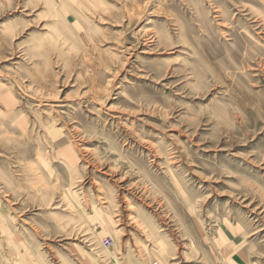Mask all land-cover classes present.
Returning <instances> with one entry per match:
<instances>
[{"label":"rangeland","instance_id":"rangeland-1","mask_svg":"<svg viewBox=\"0 0 264 264\" xmlns=\"http://www.w3.org/2000/svg\"><path fill=\"white\" fill-rule=\"evenodd\" d=\"M0 264H264V0H0Z\"/></svg>","mask_w":264,"mask_h":264},{"label":"built area","instance_id":"built-area-1","mask_svg":"<svg viewBox=\"0 0 264 264\" xmlns=\"http://www.w3.org/2000/svg\"><path fill=\"white\" fill-rule=\"evenodd\" d=\"M110 242H111L110 240H105V241L103 242V245H104V246H109V245H110Z\"/></svg>","mask_w":264,"mask_h":264}]
</instances>
